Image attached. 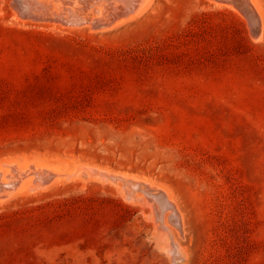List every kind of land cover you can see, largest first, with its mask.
I'll return each instance as SVG.
<instances>
[{
  "label": "rangeland",
  "instance_id": "obj_1",
  "mask_svg": "<svg viewBox=\"0 0 264 264\" xmlns=\"http://www.w3.org/2000/svg\"><path fill=\"white\" fill-rule=\"evenodd\" d=\"M146 1L101 31L0 0V160L76 175L1 202L0 264H264V0L257 32L235 1Z\"/></svg>",
  "mask_w": 264,
  "mask_h": 264
},
{
  "label": "bare ground",
  "instance_id": "obj_2",
  "mask_svg": "<svg viewBox=\"0 0 264 264\" xmlns=\"http://www.w3.org/2000/svg\"><path fill=\"white\" fill-rule=\"evenodd\" d=\"M130 1L131 0H87L88 5H89L88 8H90L87 10L80 8L81 4L79 3L78 0H66V2L65 1L61 2V3L58 2L56 4L53 3L54 2L53 0H15V2H16L15 6H16L17 11L19 12L20 17L18 16V18H20V19L23 16H27L28 14H30V16H35L38 18L51 16L56 21L63 22L66 26L69 25L68 28H70V25H82V26H86V28L88 27L91 30L93 28H101V31H103L105 28L107 29V27L109 26L111 19H112L111 16H113L117 12L116 9L120 10V12H121V10H125V11L127 10L129 12L128 9L131 5ZM143 1L145 3L146 0H143ZM221 1H223V0H221ZM224 1L238 2V4L245 11V14L248 17L249 21H247V22H250V24L252 25V32H257L256 29H257V26L259 25V20L262 19V16H261L262 13H254L255 12L254 10L256 8H254L255 5L253 4V2L251 0H250V2L248 0H224ZM151 2H150V4H151ZM73 3H76V4H74L72 6ZM146 5H147V3L145 4V6ZM147 6H149V5H147ZM147 6L145 8H147ZM228 6H229V4H228ZM93 7H94V9H91ZM95 7H97V9H98L97 13H96ZM229 8H230V10H232L231 9L232 5ZM142 9H143V7H142ZM142 9H141V11L144 10V9L143 10ZM233 9H234V7H233ZM257 9H260V8H257ZM259 11H261V10H259ZM133 13H135V12H133ZM125 14H127V13H125ZM129 15H131V14H129ZM138 16H140V15H138ZM130 18H132V16ZM121 19H123V18H121ZM119 21H120V19H119ZM127 21H130V20H127ZM118 24H122V23L118 22ZM59 25L60 24H58V26ZM60 26H64V25H60ZM111 27H113V26L111 25ZM77 28H78V26H77ZM111 29H109V30H111ZM258 29H260V28H258ZM258 35L259 34H257V38H258ZM260 37H262V36H260ZM252 38H255V37H252ZM91 172H93V171H91ZM76 173H78V172H76ZM86 173H89V171H87ZM74 175H75L74 173L70 172V174H68V173L62 172V170L60 171L57 168H54L50 165L34 163L33 161H30V160H22V161H18L17 159L0 160V204H1V202L5 201L6 199H9L13 196L28 193V192H30L29 190H32V191L35 190V185H33L34 182L35 183L39 182V184H43V185L48 184V183H52V184L53 183H62L63 181L70 180L71 177H73ZM87 176H85V179ZM90 178H91V176H90ZM95 178L93 177V179H95ZM111 180H114L116 182L117 186L121 189L122 188L130 189V190H135L136 188L141 189L143 192H146L147 195L157 203V204H155L156 207L153 209L152 214H153V218L157 222L158 229L161 228V229L167 230V232H169L170 230L168 231V226L166 224V222L167 223L169 222L172 226H174L177 229V231L182 230L183 225L181 223V218H180L181 212L179 214L178 209H177L178 207L177 208L175 207L176 205L173 204L174 202L172 203V200L167 195H165L162 192H157L156 190H153L156 187L153 188V187H151L152 185H150V187L153 188V189H150L149 185H147L143 182H142V186H138V185H136L137 183L134 184V183L130 182V180L128 181V180L120 179V178H112ZM139 182H140V180H139ZM37 186L40 187V185H37ZM30 187H31V189H30ZM161 191H163V190L161 189ZM125 192H126V190H125ZM124 196L126 197V195H124ZM139 197H141V196H139ZM139 197H137V198L134 197L132 199H135V200L137 199V201H139L138 200ZM138 203L140 204V202H138ZM149 206H150V203H149ZM166 211L168 212V214H165ZM159 232H161V231L159 230ZM163 235L164 234H162V236ZM172 236H173L172 233L171 234L169 233L163 237L165 238V247H166L167 251L169 253H171V256L173 257V259H171V260H173V262H175L178 260L177 255H176L177 254L176 250L178 248H177V244L175 242V239L172 238ZM178 251H179V249H178ZM178 263H180V261Z\"/></svg>",
  "mask_w": 264,
  "mask_h": 264
}]
</instances>
